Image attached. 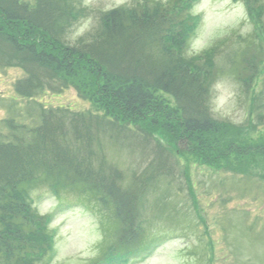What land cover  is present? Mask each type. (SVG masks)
<instances>
[{"label":"rangeland","instance_id":"1","mask_svg":"<svg viewBox=\"0 0 264 264\" xmlns=\"http://www.w3.org/2000/svg\"><path fill=\"white\" fill-rule=\"evenodd\" d=\"M74 1L88 13L78 15L66 31L63 40L73 46L80 40H95L101 12L170 2ZM186 1L179 0V4ZM189 10L198 23L184 55L194 67H211L206 78L208 104L223 123L221 134L210 139L214 142L210 151H200L185 138L184 142L164 138L172 149L153 152L149 149L153 142L119 129L96 141L92 150L102 151L97 154L98 163L105 161L121 172L123 185L132 184L134 171H141L150 159L160 160L158 174L150 175L138 197L142 241L135 249L139 256H132L127 264H264V0H198ZM211 51L215 57L209 56ZM27 76L18 65L0 66L1 141L27 137L30 130L42 125L50 110L98 111L81 90L84 80L86 84L92 81L85 69L76 80L61 79L67 86L60 91L52 90L56 86L47 81L33 98L17 92V85ZM158 96L166 112L176 109L169 94L159 91ZM30 189L43 252L29 262L95 264L104 261L100 260L104 253L118 244L120 224L111 204H101L81 186L61 188L59 194L47 183ZM50 214L49 231L55 239L48 257L44 221ZM148 248L151 253L139 259ZM0 264L21 263L1 250Z\"/></svg>","mask_w":264,"mask_h":264},{"label":"trees","instance_id":"2","mask_svg":"<svg viewBox=\"0 0 264 264\" xmlns=\"http://www.w3.org/2000/svg\"><path fill=\"white\" fill-rule=\"evenodd\" d=\"M196 1L187 0L182 6L179 0H170L101 12L95 40H80L73 46L63 39L87 8H79L74 0H35L33 5L0 0V66L18 65L28 75L17 92L33 98L47 81L56 86L52 90L60 91L67 86L61 79L76 80L85 69L92 81L84 80L81 90L98 107L89 114L50 110L27 137L0 140V251L21 264H33L28 259L43 252L30 187L47 183L57 194L61 188L81 186L101 204L113 206L120 224L119 242L95 264H127L139 255L138 197L150 175L158 174L160 160L150 159L145 168L134 171L132 184L123 185L121 172L105 161L98 163L102 151H93L92 145L119 129L153 142L149 148L153 152L170 149L164 138L183 142L185 138L200 151H210L212 135L223 131L208 104L206 78L211 67H194L185 58L198 23L189 10ZM159 91L175 99V110L166 112ZM44 223L49 257L55 234L49 231V217Z\"/></svg>","mask_w":264,"mask_h":264}]
</instances>
